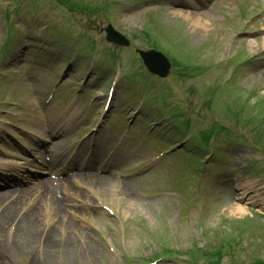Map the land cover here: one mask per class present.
I'll return each mask as SVG.
<instances>
[{"label":"rangeland","instance_id":"obj_1","mask_svg":"<svg viewBox=\"0 0 264 264\" xmlns=\"http://www.w3.org/2000/svg\"><path fill=\"white\" fill-rule=\"evenodd\" d=\"M72 1L83 5L94 21L91 23L88 17L75 16L74 13H70L71 10L69 12L66 8L63 12V8H58L57 13L55 4L56 11L50 14V24H45L46 21L42 22V20L46 11L53 5L50 1L27 0L14 11L12 0H0V9L3 10L0 12V75L6 76L8 70L15 72L20 67H8L7 54L10 49L8 48L5 52L2 49L7 46L6 42L10 34L19 35V29L21 32L26 25L31 23L32 28H27L31 36L36 38L41 36L48 43H52V39L57 44L55 49H59L63 56L61 60L50 58L43 64H37L35 69H30L29 74L35 72L34 75H36L32 80L37 88L36 92L30 93L26 83L24 89L17 87L16 93L9 95L7 104L23 107L18 103V100H22L23 97L26 100H33L38 96L43 97L44 88L51 82L50 75H61L62 71L67 68L69 76L66 77L68 79L66 84H71L76 78H81V81L82 78H86L90 84L96 85L98 89L100 86L102 91H105H101L98 97V101L103 102L105 98L103 95L107 91L114 69L116 66L121 67L124 70L123 76L112 98L111 110H109L112 111L113 116H110L108 122L105 123L106 126L120 124L123 129L127 126V122H121L123 117L125 119L128 117V121H134L142 112L144 115L153 112L151 119L154 124L149 127L144 118L140 119L141 134L144 130H151L148 136L149 141L136 146L132 145L133 141L129 139L124 147V155L119 154L111 160V163L115 165L111 176L115 181L120 182L114 178L115 172L120 171L128 175L135 169L137 171L133 173L142 176L131 181L128 188L123 190L124 195L115 192L116 183L112 184V189L94 187L89 184L91 183L89 181L84 184L92 188L102 198L104 204L113 208V217L102 210L81 207L79 210L73 209L77 211L73 214L68 202L72 205V201L79 200V197L73 194L67 196L68 194L64 193L67 200H59V203L63 208L62 215L68 218L66 221L68 223L57 217H54L51 222L52 216L49 218L47 212L45 216L41 214L37 229L32 228L31 232H27V226L30 225L28 220L31 219L29 216H32L34 211H40L41 199H26V204L10 202L11 205L6 207L7 204L4 205V203L11 199L12 194L6 196L8 200L0 202V244L5 248V253H0V260L5 262L4 264H149L156 261V255H159L164 258L155 262L156 264H188L189 252L195 246L217 245L218 241L224 242L226 237L234 241L235 248L231 246L229 255L223 254L220 264H242L243 262L255 264V259L264 260V141L256 140L261 138H256L257 134H254L261 130L264 133V0H216L210 11L199 6V0H185L186 3L181 8L178 0ZM202 1L205 2V0ZM250 6L252 10L254 6L262 8L258 11L262 14L255 17L252 23L244 28L242 12L251 16L249 11L252 10L248 11ZM188 12L203 17L206 28L198 29L193 21L183 17V14ZM12 21H18L21 24L20 27L15 30L11 29L10 22ZM108 24H112L131 40L129 48H117L105 42L104 29ZM47 29L50 38L45 35ZM246 31L252 33H244ZM81 34L95 42L96 48L92 53L87 51L75 53L78 48L73 38ZM251 37H256V39H251ZM15 39L11 47L18 54L20 47ZM251 40L256 41L250 44ZM151 44L164 48L168 56H182L183 60L188 56L192 59L196 57L200 69H203L204 61L209 63L212 59L222 64V68L206 71L201 76L192 75L183 79L179 78L183 70L181 66L173 68L171 76L176 81L174 86L177 88L174 99L180 101V106L187 110L190 118L189 129L185 130L177 126L175 128L169 124L171 113L169 110L172 109L157 104L159 94L164 92L162 82H160L158 92L157 88L153 89V86L148 89L150 95L148 94L147 98L150 100L144 104L141 112L135 114V110H121L123 107L138 104L140 97L138 94L144 83L133 82L125 77L128 75L132 79L140 77L138 71L139 69L142 71L143 66L136 54V49H150ZM246 44L247 56L257 58L256 61L251 64L242 57L238 58L240 62L230 65L235 56L239 54L240 48ZM108 52L114 55L111 59L116 60L115 65L107 63L109 60L105 55ZM92 56L97 61L93 66L91 65ZM201 58L203 62H199ZM233 72L238 73L234 79L232 78ZM3 80L6 79L0 77V82ZM56 81V79L53 80L54 83ZM149 84L153 85L152 78ZM64 87L67 91L71 89L69 85L68 87L64 85ZM5 88V85L0 87V92H4ZM254 110L260 111L250 119V123L254 126L243 128L244 120L242 119L248 118ZM62 111V106L56 102L54 108L47 111L46 115L52 123L61 124L62 122L55 121V118H57L56 113L60 114ZM73 113H69L67 119H62L64 139L58 138V143L59 140L65 143L64 141L70 142L77 137L82 139L87 136L82 132L81 126L80 128L78 126L81 123L79 114L71 119L74 116ZM158 114L159 122H163L162 124H157ZM107 117L106 115L104 118ZM104 118L102 117L101 121ZM34 120L27 122L31 127L29 131L32 133L45 134L46 130L51 127L50 124L45 127L41 124L39 114ZM214 122H221L229 132L219 143L220 150L221 148L222 150L227 149L230 155L225 158L226 165L230 167L228 184L241 189L239 184L247 181L249 184L257 185L262 191L253 189L254 193L245 198L239 194L241 190L232 195L226 190L220 192L216 186L208 187V183H205L203 188L205 165L190 160L187 164L197 174L196 186L192 174L189 171L184 173L185 167L181 163L186 156L181 153L171 156V152L155 168L144 165L143 162L148 160L153 151L158 152L167 148L168 145L175 144L187 135L193 136V140L189 143L191 145L199 132L208 130ZM168 125L175 129L173 139H170L166 132L165 127ZM137 130V128L133 129L131 136L138 135ZM101 131L102 129H98L95 137L86 139L91 141L96 139L102 145L110 143L107 141L106 132ZM12 132L18 136L17 131ZM19 133L22 140L28 137L23 132ZM54 134L57 135V133ZM45 136L49 137V134L46 133ZM9 139V137L8 139L0 137V159H12L9 153L20 151L19 144ZM7 140L8 145H5ZM199 140L198 136L196 142L200 143ZM159 141H164L162 147L158 146ZM84 151H87V148ZM211 152L208 149L196 151L203 158L204 156L210 157ZM260 158L263 161H259ZM214 160L207 158L206 161L208 182L209 173L216 167L213 165ZM248 160H253L250 164L255 167L252 178L249 180L238 178L235 175L236 171H232L240 165H245ZM179 178H182L188 190L185 191L176 182ZM166 188L185 191L183 199L186 200L188 207L185 206L183 200L178 201V196L161 194L167 191ZM202 188L204 189L203 200L199 206L201 215L194 214L190 218L193 210L189 206L196 204V198L200 197ZM80 190L83 191L82 194H85L84 190ZM137 192L148 194L151 197L144 200ZM38 195L41 196V193ZM45 197L46 195L43 196ZM86 203L95 205L94 201L87 199L81 202V206L85 207ZM231 205H236L237 208L242 207L247 211L242 216L234 215ZM184 207H186L185 216L189 218L188 220L184 218ZM52 230L57 232L49 243L48 239L51 235L48 231ZM246 240L249 245L244 248L242 245L247 242ZM165 252H172V254L163 255ZM201 263L207 264L208 261Z\"/></svg>","mask_w":264,"mask_h":264},{"label":"bare ground","instance_id":"obj_2","mask_svg":"<svg viewBox=\"0 0 264 264\" xmlns=\"http://www.w3.org/2000/svg\"><path fill=\"white\" fill-rule=\"evenodd\" d=\"M183 17L188 18L189 20L193 21V24L198 29H202V28L204 29V28H206L205 27L206 25L204 24L203 17H201L199 14L195 15V14H192V13H186V14H183ZM80 179L82 181L89 180L91 182V184H93L94 187H97V188L99 187L101 189H105V188L112 189V188H110V186H112V184L114 182L113 180H111L109 178H97V177H93V178H89V179H87V178H80ZM47 191L51 192L50 190H47ZM115 192H117L119 194L120 193L123 194V190L120 189L117 184H116V190H115ZM32 194L34 195L33 192H32ZM26 199H27V196H24V201ZM39 208H40V211H34L33 214H32V216H29L31 219L28 220V222H30V225L27 226V228H28L27 229L28 230L27 232H31L32 231V228L37 229V225H38V222L40 220L41 214H43L45 216V213H47V212L49 214V216H48L49 218H50V216H52L50 218V221L51 222H53V218L54 217H57V218L62 219V220H65V222L68 221V218L62 215L63 208H62L61 204L59 203V201L57 199H55L53 197V195H48L45 198H42V200L39 203ZM246 211L247 210L244 209V208H242V207H239V208L234 207L232 209V213H234V215H239V216L244 215ZM66 223H68V222H66ZM33 225H34V227H33ZM54 231L55 230H52L51 232L48 231V233L51 235V236H49V239H48V242L49 243L52 241L51 239L55 236V234L57 232V231H55V232ZM0 250L3 253H5V248L0 247Z\"/></svg>","mask_w":264,"mask_h":264}]
</instances>
